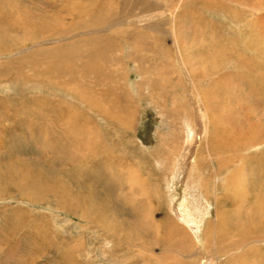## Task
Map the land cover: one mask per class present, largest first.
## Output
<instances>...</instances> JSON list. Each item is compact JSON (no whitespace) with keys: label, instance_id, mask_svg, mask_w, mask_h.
<instances>
[{"label":"rangeland","instance_id":"374dc122","mask_svg":"<svg viewBox=\"0 0 264 264\" xmlns=\"http://www.w3.org/2000/svg\"><path fill=\"white\" fill-rule=\"evenodd\" d=\"M258 1L0 0V264H205L208 259L215 262L216 257L224 264L231 256L241 260L242 251L235 252L232 243L246 238L253 226L239 221L228 226L223 213L230 222L234 212L229 211H244L264 192V143H260L261 151L240 145L242 137L236 146L230 143L231 136L257 130L261 117L264 120V92L237 54L245 42L264 53V1L262 8L251 9ZM102 2L103 14L97 18L124 22L84 33L90 28H73L79 17L75 12L62 19L66 8L81 7L80 19L89 24L84 13L92 17ZM210 2L212 7L220 4L219 8L207 9ZM41 19L48 31L33 28L32 23ZM174 28L182 54L173 44ZM92 36L102 39L90 45ZM82 38L87 41L79 44ZM56 46L79 49V63L93 49L105 51L108 57L101 70L110 78L103 85L101 77L92 73L81 81L75 76L72 89L65 88L66 84L59 87L60 79L43 72L51 62L49 67H57L51 55ZM233 54L237 66L225 65ZM256 62L263 63L264 57ZM66 77L61 79L70 86ZM96 78L98 85L91 82ZM260 81L264 82V76ZM85 83L92 92L85 89ZM79 90L114 110L117 118L89 105ZM64 114L70 116V123L63 121ZM62 121L72 131L74 126L81 127L84 139L95 138L97 155L85 151L84 141L72 149L73 154L67 143L53 146L57 153L44 146L41 141L58 138ZM69 135L75 142L73 134ZM207 138L218 147L216 161L206 168L204 158L197 164L194 156ZM258 151L261 154L253 156ZM222 160L230 164L219 168ZM191 176L200 181L201 202L207 195L204 185L212 190L213 180L218 182L217 196H222L221 217L208 232L209 249L200 233L195 236L172 224V219L186 224L174 200L184 193L188 199L195 198V187L182 192ZM85 178L92 181L88 188L82 183ZM166 179L168 186L174 184L173 201H168ZM215 193H208L210 216L218 203ZM62 205L80 211L72 213ZM86 208H90L89 216L80 215ZM204 223H212L211 218ZM255 229L256 236L264 235V228ZM250 247L245 264H264V241L251 242Z\"/></svg>","mask_w":264,"mask_h":264},{"label":"bare ground","instance_id":"6f19581e","mask_svg":"<svg viewBox=\"0 0 264 264\" xmlns=\"http://www.w3.org/2000/svg\"><path fill=\"white\" fill-rule=\"evenodd\" d=\"M230 1V0H229ZM237 1V0H236ZM261 1V2H260ZM260 1H258V3H253V5L254 6H251V9H255V10H257L258 9V7H259V9L260 8H262V6H261V4H262V1H264V0H260ZM220 2V1H219ZM245 2V1H244ZM109 3V2H108ZM148 3V2H147ZM146 3V4H147ZM206 3V2H205ZM107 4V3H106ZM259 4V5H258ZM98 5H99V8H98V10L94 13V15L92 16V17H90V15L88 14V13H84L85 14V16H87L88 18H87V20H90V23L89 24H85L84 23V21H81L82 19H80V15H81V13H82V9L83 8H81V7H76V8H74V9H68V8H66V10H65V14H63V18H62V16L60 17V18H62V19H64V18H71V17H73V12H75L76 14H77V16H79L78 17V21H77V23H75V25H74V27L73 28H75V26H76V28L77 29H81L82 28V26H85L86 28L87 27H89L90 29H88V30H86L84 33H94V32H99V31H102V30H105V29H107V28H111V27H114V26H116L117 24H122L124 21L123 20H120V18H117V19H113V20H111L110 19V17H107V18H101V19H99V18H97V16L98 17H100L99 15H102L103 13H102V8H103V5H104V2H102L101 4L100 3H98ZM212 3L210 2V3H207L206 4V6H207V9L208 8H210V9H214L213 11H215V9L217 8H219V6H220V4H218L217 3V5H214L213 7H212ZM223 5V4H222ZM249 6V5H248ZM222 7V6H221ZM220 7V8H221ZM226 7V6H225ZM228 7V6H227ZM246 7H247V5H246ZM230 8V7H229ZM234 9V8H233ZM144 10V9H143ZM146 10V9H145ZM224 10V9H223ZM234 11V10H233ZM232 11V12H233ZM72 12V13H71ZM148 12V11H147ZM249 12V11H248ZM171 13H172V11H171ZM114 14V13H113ZM242 14V13H241ZM178 15H180V14H178ZM126 16V15H125ZM142 16V15H141ZM173 16H175V15H171V17L173 18ZM142 18L144 19V20H146L147 18H148V16L147 15H144V16H142ZM49 19H51V18H49ZM95 19H97V20H95ZM128 19H130V18H128ZM171 19V18H170ZM56 20V19H55ZM58 20V19H57ZM57 20H56V22H57ZM143 20V21H144ZM147 20H149V19H147ZM170 21V20H169ZM244 21V20H243ZM1 22V21H0ZM4 22V21H3ZM126 22V21H125ZM131 22V21H130ZM147 22V21H146ZM171 22H173V21H171ZM54 23H55V21H54ZM58 23V22H57ZM60 23V22H59ZM236 23V22H235ZM1 25H3L2 23H0ZM45 23L42 21V19H41V21L40 22H38V23H32V25H34V27L33 28H35L36 30H38L39 29V31L41 30H47L46 29V27H45V25H44ZM105 24V26L104 27H101V28H99V26L101 25V26H103ZM173 24V23H172ZM1 25H0V27H1ZM4 25H5V23H4ZM9 25V24H8ZM58 25V24H57ZM119 25H117V26H119ZM140 25V24H139ZM4 27V26H3ZM8 27V26H7ZM55 27V26H54ZM98 27V28H97ZM9 28V27H8ZM8 28H6V29H8ZM59 28V27H58ZM95 28H97V29H95ZM6 29H4L3 31H6ZM83 29H85V28H83ZM54 30V29H53ZM123 30V29H122ZM48 31V30H47ZM172 31V36H173V41H174V43L173 44H175L174 46H176V49H177V52L178 51H180L181 52V54H182V51L180 50V48H181V41L178 39L179 38V33H178V31L177 30H175V28L173 29V30H171ZM63 32H65V31H63ZM62 33V32H61ZM101 34V33H100ZM5 36V35H4ZM31 36V35H30ZM54 36V35H53ZM120 38V37H119ZM251 38V37H250ZM100 39H102V37L101 36H92L90 39H89V43H90V45H94V43H97V41L98 40H100ZM126 39V38H125ZM133 40V39H132ZM85 41H87V38H82L81 39V41L79 40V44H84L85 43ZM103 41V40H102ZM120 41H122V40H120ZM253 41H255V40H253ZM71 44H73V43H71ZM123 44L124 45H126L127 46V44H129L128 42H127V40H124V42H123ZM214 44H215V41H214ZM122 45V44H121ZM148 45V44H147ZM147 45L146 46H144V47H141V48H145V47H147ZM116 46V45H115ZM119 46V45H118ZM215 46V45H214ZM58 46H56V47H54L55 48V50L54 51H50L51 52V55H52V57L54 58V60H55V62H57V67L56 66H50L49 67V65L52 63H49V65L44 69V74L45 75H47L48 77H51L52 79H60V82H59V84H60V86L59 87H64L63 85L64 84H66V87L65 88H67V89H72L73 88V84L72 83H75V80L74 79H76V77H78L79 78V81H81V80H83V78L84 79H86L87 77H89V76H91V74L92 73H95L96 74V76L98 75V76H100L101 77V79L100 80H102V83L101 84H103L104 85V83L107 81V79H109L110 78V75L109 74H107V73H102V67H103V63H104V61L107 59V57L108 56H106L107 54L105 53V51L103 52V51H101V53H97V52H94V49L93 50H91L90 52H88V53H86V56H85V58H87L86 59V61L84 62V63H79V61H80V59H78V53H79V49L77 50V49H75V47H67V49H68V51H67V49H65V48H62V49H58L57 48ZM86 47V46H85ZM124 46H122V48H123ZM128 47V46H127ZM137 47V46H136ZM149 47V46H148ZM223 47V46H222ZM254 48V46L253 45H250V44H248L247 42H245L243 45H242V47L240 48L241 49V51H240V53H237L238 54V59H241L240 61H241V63H244L243 65L244 66H248L247 67V70H248V68H250L249 70H250V72H252L253 74H254V82L260 87V88H262V91L264 92V82H262V81H260V79H261V77L262 76H264V62L263 63H259V64H257V62H256V60H257V58H262V57H264V53H263V51L261 50V48H260V50H257V49H253ZM260 47V46H259ZM58 50H57V49ZM79 48V47H78ZM95 48H96V46H95ZM257 48V47H256ZM146 49H148V48H146ZM140 50V49H139ZM263 50H264V48H263ZM89 51V50H88ZM242 51H244V52H242ZM105 53V54H104ZM243 53H245V54H247V57H246V55L245 56H243ZM236 54V55H237ZM235 54H233V55H231L232 57H230L229 58V60H228V62L225 64V65H227V64H229L231 67H235V66H237L236 64H235V62L234 61H236V60H234V59H232L233 58V56H234ZM134 57V56H133ZM28 58V57H27ZM242 59H244V60H242ZM248 59V60H247ZM254 59V60H253ZM90 61V65H88V62ZM108 61V60H107ZM260 61V60H259ZM262 62V61H261ZM65 64L62 68H60V64ZM37 66V65H36ZM41 70V69H40ZM222 72V71H221ZM256 72V73H255ZM65 76H67L66 78H68V79H70V82H71V85L69 86L68 85V83H66V82H64L61 78L62 77H64L65 78ZM76 76V77H75ZM96 76H94V77H92V78H95ZM250 77V76H249ZM250 79V78H249ZM98 80V78H96V79H93L91 82H93L94 84H96V85H98V83L97 82H95V81H97ZM249 81V80H248ZM251 81V80H250ZM250 83V82H249ZM248 83V84H249ZM63 84V85H62ZM243 84V83H242ZM252 84V83H251ZM255 84V85H256ZM85 85V89L86 90H89V91H91V89L88 87L89 86V84H87V83H85L84 84ZM83 85V86H84ZM234 85V84H233ZM247 85V84H246ZM250 85V84H249ZM253 85V84H252ZM244 86V85H243ZM251 86V85H250ZM53 87V86H52ZM246 87V86H245ZM76 88V87H75ZM223 88V87H222ZM253 88V87H252ZM53 89H55V88H53ZM245 89H247V88H245ZM258 89V88H257ZM75 89H73V91H74ZM222 90V89H221ZM244 90V89H243ZM250 90V89H249ZM80 91V93H79V95L80 96H82L83 95V100L84 101H86V102H88V103H90L89 105H93V106H95V107H97L98 109H100V110H102L105 114H107L108 116H110V117H113V118H117V116H116V113H115V111L114 110H110V109H106V108H104V107H102L101 105H99L98 104V102H96V98H94V99H91V98H88L87 96H84L85 94L84 93H82V91L81 90H79ZM237 91V90H236ZM248 91V90H247ZM258 91V90H257ZM65 92V91H64ZM68 92H70V90H68ZM77 92V91H76ZM92 92V91H91ZM258 92H260V90L258 91ZM195 93V92H194ZM197 93V92H196ZM260 93H262V92H260ZM69 94V93H68ZM86 94H87V92H86ZM240 94V93H239ZM208 95V94H207ZM264 96V95H263ZM195 97H197V96H195ZM200 97L201 96H199V99H200ZM237 97V96H236ZM255 97V96H254ZM206 98V97H205ZM205 98L202 96V98H201V101H202V103H203V105L206 107V108H208V106H207V103H206V100H205ZM247 98V97H246ZM215 99V98H214ZM244 99V98H243ZM82 100V99H81ZM238 100V99H237ZM214 101V100H213ZM216 101V100H215ZM255 101V100H254ZM199 102V101H198ZM236 102V101H235ZM255 102H257V101H255ZM110 103V102H109ZM213 103H215V102H213ZM238 103V102H237ZM260 104V103H259ZM212 105V104H211ZM237 105V104H236ZM90 106V107H91ZM230 106V105H229ZM232 106H233V104H232ZM247 106V105H246ZM249 106V105H248ZM54 107V106H53ZM58 107H60V106H58ZM57 107V108H58ZM62 107V106H61ZM71 106H68V108L66 109V110H68L69 111V113H70V109L72 108H70ZM217 107V106H216ZM237 107V106H236ZM92 108H94V107H92ZM60 109V108H59ZM59 109H57L58 110V112L60 111ZM229 109V108H228ZM239 109H241V108H239ZM262 109V108H261ZM57 110L55 111L56 113H57ZM206 110V113H208V110L207 109H205ZM235 110V109H234ZM233 110V111H234ZM210 111V110H209ZM236 112V111H235ZM238 112V111H237ZM214 113V112H213ZM222 113V112H221ZM226 113V112H225ZM232 113V112H231ZM236 114V113H235ZM101 115V114H100ZM104 115V114H103ZM222 116H223V114H221ZM253 115V114H252ZM251 115V116H252ZM63 116V114L62 115H60L59 116V118H61ZM221 116V117H222ZM58 117V116H57ZM64 117H66V120H63V121H65V123H67V122H69L70 123V116L69 115H66V114H64ZM69 117V118H68ZM215 118V117H214ZM232 118V117H231ZM253 118V117H252ZM259 119V118H258ZM210 120H212V119H210ZM61 122L60 124H58V126H59V128H61L60 130H61V132H58V134H57V136H58V138H53V141H50V140H48V141H46V142H44V141H41V143H43V145L44 146H47L48 145V147L51 149V151L52 152H59V151H57V148L56 147H58V145H59V143H62L61 145H65L66 143L67 144H69L70 146H68V148H70L69 149V151H70V153H72L73 154V152H71L72 151V149H75L76 150V148L80 145V143H81V141H84L86 144H87V146H84V147H86V149H85V151H87V153L88 152H91V155L92 154H94V156H95V154H96V152L94 151V146H93V142L95 141L92 137L90 138V135H88V134H86V135H88V137H89V140L87 139V138H85L84 139V136H85V133H84V131H83V129L82 130H80V128L78 129V128H76V126H74L75 127V130H71L70 129V127L67 125V127L65 126L66 124H64V122ZM206 121H208V120H206ZM214 121H215V119H214ZM251 121V120H250ZM262 121V122H261ZM261 121L259 120V122H258V124L259 125H257V130H252L251 128V130H248V131H242L243 133H242V135L241 134H238V132L236 133V134H234L233 136H231L232 138H230L231 140H230V143L232 144V145H234V146H236L237 144V142L239 141L238 139H239V137L241 138L240 139V141L238 142L240 145H242V143L244 144V146H251V147H255V149H256V147H257V149L258 150H260L261 151V146H263L264 144V139H261L262 137H264V120H262V117H261ZM72 122V121H71ZM74 122V121H73ZM212 122H213V120H212ZM217 122V121H216ZM215 122V123H216ZM222 121H220V123H221ZM207 123V122H206ZM214 123V122H213ZM224 123V122H223ZM68 124V123H67ZM217 124V123H216ZM263 124V125H262ZM63 127H62V126ZM207 127V126H206ZM217 127H219V126H217ZM221 127H222V125H221ZM93 129V128H92ZM220 130V129H219ZM218 130V131H219ZM91 131V130H90ZM207 131V130H206ZM95 132V131H94ZM193 133V132H192ZM214 133V132H213ZM219 133V132H218ZM241 133V132H240ZM69 134H73V136H74V141L75 142H72L71 141V135H69ZM207 134V133H206ZM69 135V136H68ZM91 135H92V133H91ZM215 135V134H214ZM208 135H206L205 136V138L207 137ZM250 136V138H248ZM219 137H221V136H219ZM219 137H218V139H219ZM259 137H261L260 139L261 140H257ZM91 139V140H90ZM186 140V139H185ZM238 140V141H237ZM92 141V142H91ZM211 141V140H210ZM210 141H208V138L206 139V141H204L203 143V145L202 146H200V147H198V149H197V151H196V153H195V156H194V160L197 162V164H199L200 163V157L202 156L203 158H204V160L206 161V163H207V166H206V168L209 166V164H210V162L212 163L213 162V160H215L216 161V159H215V154H217V147L218 146H214V145H212V144H210L211 142ZM33 143V142H32ZM89 143H92L91 145L89 144ZM263 144V145H261V144ZM36 144V143H35ZM95 145V144H94ZM223 145V144H222ZM226 145V144H225ZM53 146H56V147H53ZM198 146V145H197ZM231 146V145H230ZM230 146H229V148H230ZM96 147V146H95ZM221 147V146H220ZM226 148L225 146H222V148ZM258 147H260V149L258 148ZM98 148V147H97ZM228 148V147H227ZM234 149H235V147H233ZM231 149V148H230ZM9 150V149H8ZM15 150V149H14ZM78 150V149H77ZM80 150V149H79ZM192 150V149H191ZM68 151V152H69ZM260 151H258V154H254L253 156H256V155H260L261 153H260ZM10 152V151H9ZM87 153H85V156H86V154ZM253 153V152H252ZM251 153V154H252ZM68 154V153H67ZM71 154V155H72ZM77 154H78V152H77ZM97 155V154H96ZM93 156V157H94ZM72 158H74V155H72L71 156ZM252 157V156H251ZM79 160V159H78ZM117 160V159H116ZM52 161V160H51ZM228 160H226V161H224V160H222V162L220 161V166H219V168H221L222 166H224V165H226L227 166V162ZM44 163V162H43ZM115 163V162H114ZM192 163H193V161L191 162V164H190V167L188 168V169H190V171H191V169H192ZM76 164V163H75ZM228 164H230V163H228ZM47 165V164H46ZM98 165V163L96 164V167H98L97 166ZM101 165V164H100ZM121 165V164H120ZM218 165H219V163H218ZM93 166V165H92ZM200 166H201V164H200ZM88 167V166H87ZM96 167L94 166V168H95V170H96ZM100 167V166H99ZM121 169V168H120ZM98 170V169H97ZM112 170H113V168H112ZM217 170H219L218 168H217ZM193 171V170H192ZM112 172V171H111ZM36 173V172H35ZM38 173L41 175V172H40V170H38ZM228 173V172H227ZM231 173V172H230ZM193 174V173H192ZM46 175V174H45ZM80 175V174H79ZM198 175V174H197ZM120 176V175H119ZM230 177V176H229ZM84 178V177H83ZM117 178V177H116ZM231 179V178H230ZM229 179V180H230ZM79 180V179H78ZM192 180V181H191ZM207 180V179H206ZM29 181V180H28ZM31 181V180H30ZM86 181V182H85ZM85 181L83 180V186H85L86 188H88L90 185H91V180L90 179H87V178H85ZM120 181V180H119ZM189 181H190V183H187L186 182V184L184 185L185 187L183 188V191L182 192H185V191H187V190H189V189H191V187H195V189H196V191H197V194H195V198H190V199H188V196L187 195H189V194H185L184 193V195H182L181 194V196L180 197H178L176 200H174L175 199V194H174V184H171L170 186H168V181H167V179H166V184H167V188H166V190H167V194H168V197H169V200L168 201H173L174 200V203H175V206H179V208H180V211H179V213L182 215L181 217L182 218H184L185 220H184V222H186V224L184 225V224H178L179 222L177 221V222H174V220L172 219V224H173V226H175V229H178V228H187L190 232H191V234H196L195 236H197L198 235V233H200V236H201V238L203 239V243H205V245H204V247L206 246H212L211 245V243L208 241V232H209V230H210V227H211V225L212 224H214L215 226H216V224L218 223V219L221 217V211H220V207H222L220 204V200L222 201V196L220 195L219 197L217 196V186H218V182L216 181V180H213V183H212V190H208L207 191V189H206V182H205V180H204V190L206 191L205 193H207V195H206V199H204V201L203 202H201L200 200H199V198L201 199V197H200V193L202 192L203 193V190L201 189V187L199 186V184H200V181H198L197 179H195V178H192V176L191 177H189ZM227 182H228V180H226ZM75 182V181H74ZM117 182V181H116ZM132 182V181H131ZM192 182V183H191ZM199 182V183H198ZM227 182H225L226 183V186H228L227 185ZM208 183V182H207ZM222 183H223V181H222ZM263 183V186H264V181L262 182ZM201 184H203V183H201ZM119 185V184H118ZM224 185V184H223ZM21 186V185H20ZM29 186H33V183H29ZM203 186V185H202ZM225 186V185H224ZM21 188H23V187H21ZM27 188V187H26ZM119 188V187H118ZM38 189H40V188H38ZM184 189H185V191H184ZM88 191V190H87ZM214 191L216 192L215 193V200H216V202H218V203H216V207H215V210H214V215L213 216H210L211 215V208H210V202H207V198H208V193H210V194H213L214 193ZM189 192H191V191H189ZM225 192H227V190H225ZM224 192V193H225ZM260 193L262 194V196L260 197ZM259 194H258V196H257V198L255 199V200H251V202H250V204H249V206H248V208H246L244 211L242 210V209H236V210H231V211H229V212H234V218H232V220L229 222L228 220H227V218L229 217V215H226L225 214V211H224V216H225V218H224V221H225V223H226V225H228V226H230V225H232V224H234L235 222L236 223H238V221H239V223L240 222H242V223H240V224H250L251 223V225L253 226V228L252 229H250V231H246V233H249L248 235H247V237L246 238H238V242L237 241H235L234 243H232L234 240H232V249H234V251L235 252H240V251H238V250H241L242 251V253L240 252L239 253V256H241L240 258H241V260H239L238 258H236V257H234V256H231V259H228V261L226 262V263H224V264H245V260H247V259H249L248 258V256H250L249 254H248V251L250 250V249H252L251 247H250V244H251V242H254V241H264V235H262V234H259L258 236H256V229H255V227H262V228H264V192L263 191H261ZM29 194V193H28ZM57 194V193H56ZM90 194V193H89ZM204 194V193H203ZM202 194V196L204 197L205 195H203ZM132 195V194H131ZM92 195L90 194V197H91ZM157 196V198L159 199V196L158 195H156ZM155 196V197H156ZM134 197V196H133ZM137 197V196H136ZM225 198H226V200H225V202H226V204H228L227 203V201H228V199H227V197H226V195H225ZM157 199V200H158ZM192 199V200H191ZM57 200V199H56ZM76 202H77V200H75ZM224 201V200H223ZM65 203V202H64ZM232 203V202H231ZM71 204V203H70ZM73 204H75V203H73ZM103 205V204H102ZM220 205V206H219ZM62 206H64V207H66V209H68L69 211H72V213H76V212H78V211H80V210H77V208H79V207H77L76 208V206H75V208L73 207V206H71L72 208H69L67 205H62ZM97 206V205H96ZM84 207H86V206H84ZM240 207H241V205H240ZM91 208H93V207H91ZM101 209V208H100ZM99 209V210H100ZM214 209V208H213ZM223 210V209H222ZM89 211H90V208L89 209H85L84 211L82 210V212H81V214L80 215H83V216H85V217H87V216H89ZM104 213V212H103ZM93 215V214H92ZM208 215V216H207ZM82 216V217H83ZM97 216V215H96ZM103 216V215H102ZM102 216H100V218L102 217ZM211 218V220H212V223H204V221L205 220H209ZM91 221V220H90ZM213 221H215V222H213ZM101 223V222H100ZM230 223H232V224H230ZM101 225V224H100ZM234 225H237V224H234ZM245 225V226H246ZM195 227L194 228V231H192L193 230V228L192 227ZM238 226H239V224H238ZM249 226V225H248ZM251 226V227H252ZM102 227V226H101ZM235 227V226H234ZM237 227V226H236ZM239 228V227H238ZM242 229V228H241ZM249 229V228H248ZM243 230V229H242ZM245 230V229H244ZM238 231V230H237ZM183 232V231H182ZM190 232H189V236H190V240L191 241H194L193 240V237H192V235H190ZM194 232V233H193ZM232 232V231H231ZM240 232V231H239ZM233 234V233H232ZM236 234V233H235ZM238 235H243V234H239L238 233ZM230 236H231V234H230ZM237 236V235H236ZM219 237H220V235L218 234V235H216V236H214L213 238V242L215 243V242H217L218 240H219ZM210 238V237H209ZM235 238H237V237H235ZM258 238V239H257ZM232 239H234L233 237H232ZM237 240V239H236ZM196 242V241H195ZM237 245L239 246V247H237ZM217 246V245H216ZM246 246H249V248L248 249H246L245 247ZM237 247V248H236ZM207 249H209V247H207ZM219 250V249H218ZM223 256V255H222ZM223 258V257H222ZM216 260H215V262H210L209 261V259H208V262L207 263H205V264H220V261H219V258H215ZM176 263V262H175ZM174 263V264H175ZM204 264V263H203Z\"/></svg>","mask_w":264,"mask_h":264}]
</instances>
